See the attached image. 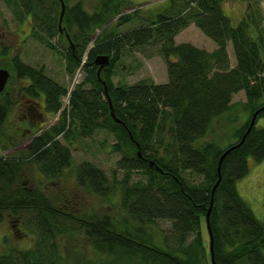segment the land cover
Listing matches in <instances>:
<instances>
[{"label":"trees","instance_id":"obj_1","mask_svg":"<svg viewBox=\"0 0 264 264\" xmlns=\"http://www.w3.org/2000/svg\"><path fill=\"white\" fill-rule=\"evenodd\" d=\"M226 1L168 0L153 18L138 17L140 25L136 28L126 32L104 28L81 67L96 28H102L112 16H119V25L135 17L119 15V4L127 6L128 1L120 0L113 7L115 0H100V7L89 13L81 1L69 6L68 0H63L64 28L60 33V0H5L8 6L17 7L20 20L30 17L29 37L51 49H56L53 39L62 42L64 72L73 78L81 68L83 78L70 94L69 108L59 113L55 124L24 135L22 141L28 140L29 144L20 154L0 156V222L5 214L19 218L26 212L30 214L28 223L36 217L33 225L39 234L30 248L7 246L0 253V264H66L57 241V228L74 218V213L67 210L68 205L62 204L60 208L50 201L40 191L33 173L59 177L71 164L69 147L62 140L70 144L72 139L92 136L96 130H105L114 137L112 148L120 156L118 168L127 176L133 171L142 172L147 180L130 185L126 176L118 183L124 211L119 219L108 215L76 218L93 250L108 257L122 249L131 259L139 256V264H212L200 225L202 219L205 221L211 190L218 179V161L226 149L241 140L252 114L264 105L262 28L253 13L233 25L223 10ZM191 24L214 43V50L175 43V36ZM154 45H159L157 53L166 63L167 81L113 86L112 69L122 55ZM8 49L0 47V53H8ZM98 55L110 58L100 79L94 62ZM11 71L13 79L21 83V96L33 102L43 98L44 110L57 115L62 98L67 95L64 86L47 77L43 66L29 65L17 53L11 59ZM102 81L119 121L110 115ZM241 91L246 98L242 110L247 119L235 128V141L224 147L202 142L214 120L231 109L233 96ZM4 92L5 89L0 94ZM12 105V99L6 95L0 100V145L4 149L17 143L4 131ZM263 117L264 109L258 112L244 141L222 159L221 179L209 214L214 264H264V220L255 215L236 186L248 174L249 160L264 161V126L257 125ZM30 127L34 125L30 123ZM150 161L161 171L151 167ZM184 172L201 177L200 182H189ZM75 174L80 188L101 197H109L115 186L89 162L79 166ZM156 220L171 223L162 244L151 234V223Z\"/></svg>","mask_w":264,"mask_h":264},{"label":"rangeland","instance_id":"obj_2","mask_svg":"<svg viewBox=\"0 0 264 264\" xmlns=\"http://www.w3.org/2000/svg\"><path fill=\"white\" fill-rule=\"evenodd\" d=\"M77 1H81L85 10L89 13L95 12L100 7V0H68L67 4L72 6ZM126 1L129 3L127 6L125 3L121 4L120 0H115L112 6L115 7L116 4L120 3L118 10L121 13L119 15L128 14L135 17L129 23L122 25L118 24V15L110 17L102 28L95 29L90 45H92L104 28L108 31L126 32L140 25L138 17L153 18L164 5L168 4V0ZM254 2L255 0H228L224 3L223 10L231 18L233 25H236L249 13L255 14L256 22L262 28L261 33L264 35V0L258 5ZM18 13L20 11H18L17 7H10L5 3V0H0V47L7 46L9 48L8 53H0V69H6L10 73V79L6 84L5 92L0 94V100L6 95V97H10L13 101V105L5 121L4 131L8 136L11 135L17 140L15 146H8L6 149L0 145V156L4 157L18 155L20 154V150L28 148L29 141H22V137L29 134L28 132L38 127H48L55 124L58 121L59 113L69 108L70 94L74 86L80 83L83 78L81 68L76 71L73 78H70L64 72L62 42L53 39L52 43L56 46V49H51L41 41L29 37L31 19L29 16H25L20 20L17 17ZM253 31L255 32V29ZM71 32H75V29L72 28ZM174 41L177 44L191 43L207 51L215 49L214 43L194 24L179 32L175 36ZM158 46H146L140 50L127 51L122 55L112 69L110 80L113 86L134 84L141 81L159 84L165 83L167 81L166 63L162 56L157 53ZM228 51L231 64L234 65L235 59L230 44ZM16 53L29 65L34 67L43 66L47 77L67 89V95L62 98L61 109L57 115L52 116L44 112L46 119L45 123L41 126H39L40 121H38L34 125V128H31L28 117L23 116L26 111L25 105H27L28 101L21 96L22 94L19 91L21 83L13 79L11 71V59L14 58ZM171 59L174 60L175 58L172 57ZM85 60L86 52L83 56L81 67ZM22 84H25V81H22ZM245 100L244 92L241 91L235 94L232 98L231 109L214 120L209 134L202 142L211 141L220 147L234 142L233 132L235 128L247 119V114L242 110V104ZM39 102L42 104L43 101L40 100ZM257 125L264 126V117L258 120ZM27 129L29 131L26 132L25 130ZM114 142V137L105 130H96L92 136L77 137L74 140L72 139L70 144L62 140V143L69 147L71 155L70 167L64 169L59 177H45L38 171L33 173L40 191L50 201L56 202V206L60 208H62V204L68 205L67 210L74 213V218L72 217L69 221L59 224L57 228L59 230L57 241L63 250L62 253L65 256L66 264H77L78 261L80 264H139L140 262L138 260V258L140 259L139 256L138 258L131 259L122 249L115 250L108 257L97 254L93 250L90 241L86 239L84 232L79 229V221L76 219L99 218L105 215L119 219L124 215V211L121 210L120 206L118 183L127 175L117 167L120 156L112 148ZM86 162L101 169L107 180L114 183L115 186L109 197H101L88 189L79 187L75 174L76 169ZM248 167V174L236 184L237 190L253 209L255 215L259 219L264 220V161L262 163H255L249 160ZM183 175L193 184L201 180V177L193 173L184 172ZM127 177H129L128 184L130 185L136 182L145 183L147 180L146 175L139 171L130 172ZM29 218L30 214L26 212H23L19 218H13L5 214L3 220L0 222V253H3L7 246L27 249L34 244L39 236L33 225L36 217L33 219V223H28ZM200 226L204 243L208 246L209 235L204 219L201 220ZM170 228V222L156 220L154 223H151V234L157 243L162 244L163 238L167 237L170 233ZM206 261L210 263L208 256L206 257Z\"/></svg>","mask_w":264,"mask_h":264},{"label":"water","instance_id":"obj_3","mask_svg":"<svg viewBox=\"0 0 264 264\" xmlns=\"http://www.w3.org/2000/svg\"><path fill=\"white\" fill-rule=\"evenodd\" d=\"M60 3H61V11H60V17H59V21H58V29H59V32L62 33L63 32V27L61 25L62 23V18H63V15H64V11H65V5H64V2L63 0H60ZM92 45H90L86 51V54L87 52L89 51V49L91 48ZM94 62L98 65V69H97V77L98 79H100V72L102 70V68L108 66L109 62H110V58L108 55H98ZM10 78V73L8 70L6 69H0V93L4 91L5 87H6V84L8 82ZM102 84H103V87H104V94L107 98V101H108V105H109V111H110V115L111 117L115 120V121H119L117 118H115L114 116V111H113V106H112V102H111V99H110V96L108 94V91H107V87H106V84L104 81H102ZM264 109V105L262 107H260L259 109H257L251 116V119L249 121V124H248V127L245 131V133L243 134V136L241 137V140L235 144V145H232L230 146L228 149H226L222 155L220 156L219 158V161H218V166H217V171H218V179L217 181L215 182L212 190H211V198H210V205L207 209V212H206V215H205V223H206V228H207V232H208V235H209V250H210V253H211V263L214 264V259H213V254H212V244H213V238H212V232H211V229H210V225H209V214H210V210H211V207H212V201H213V194H214V191H215V188L217 187L221 177H220V165H221V162H222V159L225 157V155L230 151L232 150L234 147L240 145L247 133L251 130L252 126L254 125L255 123V120H256V116L258 114V112H260L261 110ZM47 127V126H45ZM44 127V128H45ZM44 128L42 129V131L44 130ZM46 129V128H45ZM138 155H140V153L138 152ZM149 165L151 167H154L155 169H157L158 171H161V169L159 167H157V165L155 164V162L153 161H150L149 162Z\"/></svg>","mask_w":264,"mask_h":264},{"label":"flooded vegetation","instance_id":"obj_4","mask_svg":"<svg viewBox=\"0 0 264 264\" xmlns=\"http://www.w3.org/2000/svg\"><path fill=\"white\" fill-rule=\"evenodd\" d=\"M40 100L43 101V98H41ZM27 101L28 103L27 105H25L26 111L23 116L28 117V120L32 125H36V123L40 121L39 126H41L43 123H45L46 119L44 112L47 113L44 110V101L42 102V104L40 102H33L30 99H27Z\"/></svg>","mask_w":264,"mask_h":264}]
</instances>
